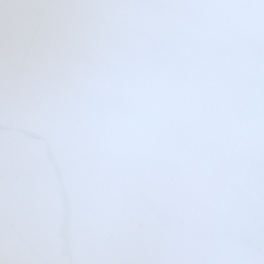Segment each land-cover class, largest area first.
<instances>
[{"label":"water","instance_id":"water-1","mask_svg":"<svg viewBox=\"0 0 264 264\" xmlns=\"http://www.w3.org/2000/svg\"><path fill=\"white\" fill-rule=\"evenodd\" d=\"M0 264H264V0H0Z\"/></svg>","mask_w":264,"mask_h":264}]
</instances>
